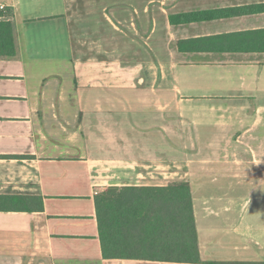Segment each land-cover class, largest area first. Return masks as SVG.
I'll return each mask as SVG.
<instances>
[{
    "label": "crops",
    "instance_id": "0c3cea01",
    "mask_svg": "<svg viewBox=\"0 0 264 264\" xmlns=\"http://www.w3.org/2000/svg\"><path fill=\"white\" fill-rule=\"evenodd\" d=\"M73 2L0 0V195L44 204L0 212V264H264V0ZM176 182L198 262L133 198Z\"/></svg>",
    "mask_w": 264,
    "mask_h": 264
},
{
    "label": "trees",
    "instance_id": "16d2710c",
    "mask_svg": "<svg viewBox=\"0 0 264 264\" xmlns=\"http://www.w3.org/2000/svg\"><path fill=\"white\" fill-rule=\"evenodd\" d=\"M3 17L4 14L0 12V58L12 59L17 53L13 24L10 21L2 20ZM143 191L141 194L133 193V198L142 196L143 199L145 197H158L161 199L158 204L159 210L169 217L165 220L166 229L171 231L172 225H174V231L177 232L178 230L181 250L176 260L180 262H198L199 254L189 184L176 182L164 188L144 189ZM150 206L151 204H149V208ZM43 209L42 198L0 195V212H34L43 211ZM172 216H174V220H172ZM100 224L102 229L101 218Z\"/></svg>",
    "mask_w": 264,
    "mask_h": 264
},
{
    "label": "rangeland",
    "instance_id": "374dc122",
    "mask_svg": "<svg viewBox=\"0 0 264 264\" xmlns=\"http://www.w3.org/2000/svg\"><path fill=\"white\" fill-rule=\"evenodd\" d=\"M76 3V0H74L73 2V5H75ZM107 46V45H106ZM91 47V45L89 46ZM120 48V47H119ZM53 51V52H52ZM136 49L134 48L133 52L135 53ZM41 53H48L50 54V52L54 55V56H58V58H55V59H52V61H47V62H44V61H37V62H31V69L32 71H34L35 73H38V72H42L44 70H47V69H51L52 72H56V71H59V70H63L64 66L67 63V61L61 57V56H64L66 55V51H65V48L64 46L60 49H50L49 45H47V47L44 48L43 51H40ZM50 71V70H49Z\"/></svg>",
    "mask_w": 264,
    "mask_h": 264
},
{
    "label": "built area",
    "instance_id": "2783aa9c",
    "mask_svg": "<svg viewBox=\"0 0 264 264\" xmlns=\"http://www.w3.org/2000/svg\"><path fill=\"white\" fill-rule=\"evenodd\" d=\"M0 10H2V11L5 10V7L0 5Z\"/></svg>",
    "mask_w": 264,
    "mask_h": 264
}]
</instances>
